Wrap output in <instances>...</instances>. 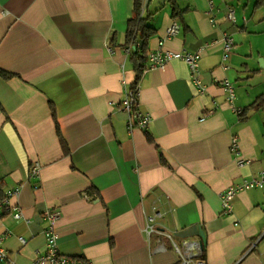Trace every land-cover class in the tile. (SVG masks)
I'll return each mask as SVG.
<instances>
[{
	"label": "crops",
	"instance_id": "obj_1",
	"mask_svg": "<svg viewBox=\"0 0 264 264\" xmlns=\"http://www.w3.org/2000/svg\"><path fill=\"white\" fill-rule=\"evenodd\" d=\"M255 3L179 0L187 26L165 48L202 49L208 93H197L182 60L147 71L139 99L151 121L142 129L129 127L121 106L136 77L124 49L134 0H0V66L15 74L0 77V195L20 187L12 202L27 219L4 215L0 235L11 232L4 245L16 264L45 252L48 208L61 212L60 251L92 264H177L170 242L160 250L159 235L144 231L154 210L176 241L202 242L206 264H264V187L239 192L230 214L220 199L264 173V9ZM145 14L156 29L151 51L174 19L166 0H149ZM224 32L236 42L228 68ZM223 79L241 114L227 104ZM233 135L249 164L230 153ZM34 161L39 177L30 176Z\"/></svg>",
	"mask_w": 264,
	"mask_h": 264
},
{
	"label": "built area",
	"instance_id": "obj_2",
	"mask_svg": "<svg viewBox=\"0 0 264 264\" xmlns=\"http://www.w3.org/2000/svg\"><path fill=\"white\" fill-rule=\"evenodd\" d=\"M149 0H144V10L145 6ZM213 9V2L210 1V10ZM226 18L235 22L236 15L232 8H228ZM210 21L214 24L215 19L211 18ZM181 31V24L179 21L174 20L172 24L167 28L166 34L163 38L159 39L158 46L154 50H151L148 54V63L145 68L144 73L149 70L160 69L164 70L167 65L172 60H182L184 61L190 70V79L194 84L197 93L199 95H205L208 93V85L204 82L203 73L201 70V54L202 49L195 51L181 50L175 51L165 48V42L168 39L176 37ZM234 36L228 32L223 34V67L228 68V62L231 59L232 51L235 47ZM138 44L134 45L137 47ZM108 49L113 53L114 48L111 44H108ZM125 53L130 55L132 52V46H127L124 48ZM220 85L226 93V102L229 106L234 108L239 114L242 110L235 108L236 99V88L234 84L229 79L219 80ZM140 84L135 88L130 87L126 90L125 96L121 101L122 108L129 114V127H140L142 129H147L151 121V116L148 113L142 112L140 109ZM212 111H208L211 113ZM205 115L202 117V120ZM230 153L234 156L236 163L239 166H244L250 163L249 159H244L241 156L239 137L238 135H233L230 143ZM41 170V164L39 161H34L30 167V176L39 177ZM264 187V173L260 176L253 177L250 179H244L242 182L235 183L220 192V199L222 204L223 212L230 214L233 212L235 200L238 193L244 190L263 188ZM20 187L14 190L6 191L3 197H0V220L6 214H11L13 218L19 222L26 219L21 206L17 203L12 202V198L20 194ZM159 215L154 210V214L147 218V223L144 228L146 234L151 237L153 234H158L157 239L158 248L160 250H166L165 240H168L173 248V250L178 255L177 264H206L203 259L204 248L202 242L199 240H189L183 239L180 242L176 241L175 238L169 232L158 227L156 223V217ZM61 216V212L55 208H48L44 214V220L47 226L44 230L45 236V252L38 255V257L31 262V264H92V260L83 256H69L63 254L59 249V234L56 230V223ZM27 220V219H26ZM29 221V220H28ZM10 231L0 235V264H16L9 255V251L4 245V240L10 234ZM22 244L27 242V239L23 236L19 237Z\"/></svg>",
	"mask_w": 264,
	"mask_h": 264
},
{
	"label": "trees",
	"instance_id": "obj_3",
	"mask_svg": "<svg viewBox=\"0 0 264 264\" xmlns=\"http://www.w3.org/2000/svg\"><path fill=\"white\" fill-rule=\"evenodd\" d=\"M171 8V16L174 20L181 23L182 26H187L185 21L186 9H183L179 5V0H166ZM256 8L264 9V0H256ZM146 10V6H145ZM144 10V0H134L133 15L128 20V26L126 31V43L125 47L132 46V52L130 54V60L133 63L136 77L131 87L135 88L141 82L144 75L145 68L148 63V54L150 52V40L156 34V29L150 24L151 14L146 15ZM138 44L137 47L134 45ZM14 73L8 72L0 66V77L4 79H10L14 76ZM260 104L264 107V98H260ZM53 116L56 121L57 133L60 138V142L64 151H69L68 144L62 135L60 125L57 121L56 110L52 105ZM91 190H94L92 188ZM4 193L0 195L3 197Z\"/></svg>",
	"mask_w": 264,
	"mask_h": 264
}]
</instances>
